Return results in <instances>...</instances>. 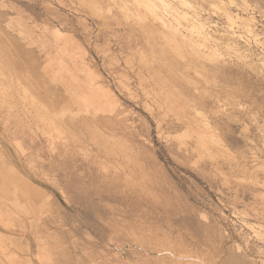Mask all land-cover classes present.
Wrapping results in <instances>:
<instances>
[{
  "label": "rangeland",
  "instance_id": "1",
  "mask_svg": "<svg viewBox=\"0 0 264 264\" xmlns=\"http://www.w3.org/2000/svg\"><path fill=\"white\" fill-rule=\"evenodd\" d=\"M177 3L0 0V264H264V0Z\"/></svg>",
  "mask_w": 264,
  "mask_h": 264
},
{
  "label": "bare ground",
  "instance_id": "2",
  "mask_svg": "<svg viewBox=\"0 0 264 264\" xmlns=\"http://www.w3.org/2000/svg\"><path fill=\"white\" fill-rule=\"evenodd\" d=\"M176 1V0H175ZM178 1V5L179 6H183V7H186V8H189L191 5H189L190 4V2H189V4L187 3V2H185L184 0H177ZM146 4H147V11H151V9L154 7L153 6V4L150 2V1H146ZM122 5V4H121ZM189 5V6H188ZM122 7H124V6H122ZM182 7V8H183ZM192 8V7H191ZM124 9V8H123ZM187 10V9H186ZM127 11V10H126ZM192 11V9L190 10V12ZM186 12H188V10L186 11ZM175 13H176V15H177V17H178V19H182L184 22L186 21V27L188 28V30H189V32L196 38V39H194V40H196L195 41V43L199 46L198 48H200V46L202 47V45L204 44V43H206V42H208V40H209V38H210V36H208V33H207V28L208 27H206V24L204 23V22H202L201 20H199V19H195L194 18V16L192 17V16H188V14L187 13H185V11L183 10V12L181 11V12H177V11H175ZM196 13V12H195ZM193 14V13H192ZM190 15V14H189ZM177 20V19H176ZM175 20V21H176ZM182 21V22H183ZM204 21V20H203ZM177 22H179V21H177ZM183 22V23H184ZM229 41V40H228ZM230 42V41H229ZM209 43V42H208ZM212 44V43H211ZM213 44H215V43H213ZM213 44L211 45L212 47H213ZM229 44V43H228ZM210 44H208V46H209ZM226 46V45H225ZM231 46V45H230ZM203 47H205V46H203ZM202 47V49H204L205 50V48H203ZM206 47H207V45H206ZM229 47V46H228ZM227 47V48H228ZM210 48V47H209ZM234 48V47H233ZM201 49V48H200ZM201 49V50H202ZM209 50V52L210 53H212L213 52V50H212V52L210 51L211 49H208ZM217 50H218V48H217ZM215 52V51H214ZM213 52V53H214ZM214 55V54H213ZM27 80V79H26ZM4 83V82H3ZM41 119V121H43V119H42V117L40 116V114L38 115V120H40ZM187 123V122H186ZM198 134H199V136H198V134H197V136L198 137H196L197 139H198V144H200V143H203V139L201 138V136H203L204 134H207V132L204 130V129H201V130H198V131H196ZM201 133V134H200ZM0 200H1V198H0ZM3 202V201H2ZM1 203V202H0ZM3 204V203H2ZM164 247V246H163ZM166 247V246H165ZM205 251V250H204ZM179 252V251H178ZM182 254H184V253H182ZM170 256L172 257V258H174L173 259V261L175 260L176 262L175 263H182V264H193V263H188V260L189 259H191V256L190 255H185V256H181V257H174L172 254H170ZM201 256H203V255H201ZM193 257V256H192ZM192 259H194V258H192ZM229 260H231V262H234V260L233 259H229ZM228 260V261H229ZM195 261V260H194ZM230 262V261H229ZM177 263V264H178ZM243 263V262H242ZM172 264V263H171ZM194 264H208V263H206V262H201L199 259L196 261V263H194Z\"/></svg>",
  "mask_w": 264,
  "mask_h": 264
}]
</instances>
